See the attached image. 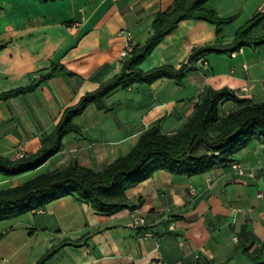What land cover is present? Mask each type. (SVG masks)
<instances>
[{
    "label": "crops",
    "instance_id": "obj_1",
    "mask_svg": "<svg viewBox=\"0 0 264 264\" xmlns=\"http://www.w3.org/2000/svg\"><path fill=\"white\" fill-rule=\"evenodd\" d=\"M175 0H0V94L25 89L54 70L31 92L0 100V158L34 155L65 109L120 75L127 38L142 47L155 18ZM219 19L180 22L140 63L143 73L184 67L181 85L160 78L117 88L107 95V111L93 105L72 120L75 131L61 140L57 154L41 167L13 178L0 177V191L68 166L101 173L126 156L139 137L158 127L169 136L183 127L208 90L226 89L249 104L264 103V21L250 43L227 51L235 33L264 10V0H212ZM239 108L219 106L225 116ZM233 162L253 178L239 177L230 164L185 177L163 171L124 193L126 209L99 214L73 196L40 211L0 222V264H264V153L251 142ZM261 195V198L258 196ZM143 219L134 225L135 219Z\"/></svg>",
    "mask_w": 264,
    "mask_h": 264
},
{
    "label": "trees",
    "instance_id": "obj_2",
    "mask_svg": "<svg viewBox=\"0 0 264 264\" xmlns=\"http://www.w3.org/2000/svg\"><path fill=\"white\" fill-rule=\"evenodd\" d=\"M211 1L175 0L169 11L155 18L151 26L153 34L146 43L132 49L120 75L100 85L95 92L84 95L76 105L65 109L59 123L47 138V145L37 153L16 161L0 158V177L13 178L41 167L59 152L62 138L76 130L72 120L90 105L99 111H107L103 99L115 89H128L133 84H148L160 78L173 79L177 85H181L184 67L178 71L162 67L143 73L138 66L162 38L182 21L196 20L213 25L219 37L222 28L230 25L233 19L217 18L213 11L206 8ZM263 21L264 10L235 33L231 49H199L192 53L189 62L206 53H232L239 50L250 43L249 33ZM53 74L54 70H51L25 89L0 94V100L27 94ZM224 102H232L239 108L221 116L219 106ZM253 141L262 146L264 153V103L249 104L226 89L208 90L181 129L165 136L159 133L158 127H152L139 137L126 156L115 160L101 173L68 166L39 175L16 188L0 191V222L36 212L66 196L76 197L99 214L113 215L126 209L125 191L144 182L153 173L163 171L185 177L201 175L231 164L233 156ZM50 256L51 253L45 254L37 264H44Z\"/></svg>",
    "mask_w": 264,
    "mask_h": 264
},
{
    "label": "built area",
    "instance_id": "obj_3",
    "mask_svg": "<svg viewBox=\"0 0 264 264\" xmlns=\"http://www.w3.org/2000/svg\"><path fill=\"white\" fill-rule=\"evenodd\" d=\"M134 48L132 42H131V39L130 37L127 38V42H126V45L123 49V51L121 52L120 54V59L121 60H126L128 58H130V54H131V51L132 49ZM23 158L22 155L19 156L18 160ZM230 170L232 172H234L237 176L239 177H242V176H247L248 178H253V174L250 173V172H247L244 168H242L241 166H239L238 164L236 163H231L230 164ZM258 198H261V195L258 196ZM40 210L36 211L35 213L37 214H40ZM144 223V220L143 219H135L133 224L134 225H141ZM149 264H159V263H149Z\"/></svg>",
    "mask_w": 264,
    "mask_h": 264
}]
</instances>
